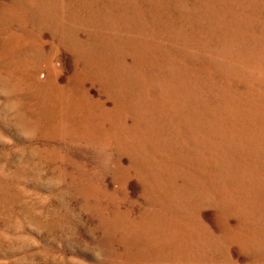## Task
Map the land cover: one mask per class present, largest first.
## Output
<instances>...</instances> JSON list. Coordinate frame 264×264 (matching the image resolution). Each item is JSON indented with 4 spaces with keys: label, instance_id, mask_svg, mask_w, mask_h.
<instances>
[{
    "label": "rangeland",
    "instance_id": "obj_1",
    "mask_svg": "<svg viewBox=\"0 0 264 264\" xmlns=\"http://www.w3.org/2000/svg\"><path fill=\"white\" fill-rule=\"evenodd\" d=\"M0 264H264V0H0Z\"/></svg>",
    "mask_w": 264,
    "mask_h": 264
}]
</instances>
